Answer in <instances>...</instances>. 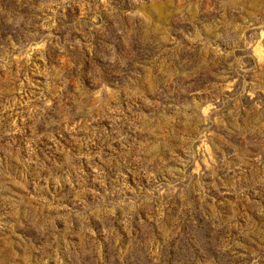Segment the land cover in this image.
<instances>
[{
	"label": "rangeland",
	"instance_id": "1",
	"mask_svg": "<svg viewBox=\"0 0 264 264\" xmlns=\"http://www.w3.org/2000/svg\"><path fill=\"white\" fill-rule=\"evenodd\" d=\"M0 264H264V0H0Z\"/></svg>",
	"mask_w": 264,
	"mask_h": 264
}]
</instances>
